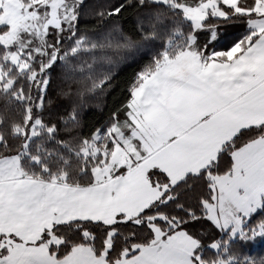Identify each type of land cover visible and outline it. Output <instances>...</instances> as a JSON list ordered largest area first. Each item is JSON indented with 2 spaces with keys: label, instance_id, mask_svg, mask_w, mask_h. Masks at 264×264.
Returning a JSON list of instances; mask_svg holds the SVG:
<instances>
[{
  "label": "snow or ice",
  "instance_id": "6c2138e0",
  "mask_svg": "<svg viewBox=\"0 0 264 264\" xmlns=\"http://www.w3.org/2000/svg\"><path fill=\"white\" fill-rule=\"evenodd\" d=\"M0 264H264V0H0Z\"/></svg>",
  "mask_w": 264,
  "mask_h": 264
}]
</instances>
